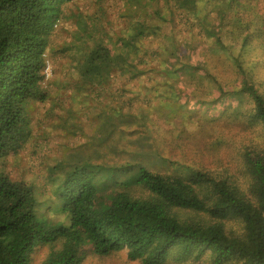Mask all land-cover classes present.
I'll list each match as a JSON object with an SVG mask.
<instances>
[{
    "label": "trees",
    "instance_id": "1",
    "mask_svg": "<svg viewBox=\"0 0 264 264\" xmlns=\"http://www.w3.org/2000/svg\"><path fill=\"white\" fill-rule=\"evenodd\" d=\"M71 1L0 0V157L22 149L18 127L27 118L24 105L30 100L44 102L47 98L40 86L44 81L49 34L60 18L62 6ZM151 1L158 5L161 0ZM195 1L190 0L191 5ZM176 4L182 9L178 0ZM168 9L165 14L157 7L153 13L161 25L151 27L141 21L135 33L121 39L113 51L96 44L83 62L88 81L98 84V89H104L108 83L111 87L107 89L111 90L106 98L115 105L120 101L123 110L125 103H132L133 99L126 98L127 92L121 85L112 86L120 75L134 84L143 82L146 76L151 82L141 87L145 91L155 89L157 83L171 92L167 85L172 78L174 89L192 88L196 96L188 94L179 99L183 108L191 110L189 105L194 103L205 108L215 104L204 121L219 120L233 98H238L239 106L232 107L227 116L264 130V81L257 77L254 67L241 59L246 37L237 50L222 49L227 56L221 63L215 64L213 54L217 49L209 44L199 61L191 57L184 60L199 47L190 43L184 51L173 30L164 29L174 20L173 8ZM160 28L157 36L168 31L163 37L166 48L145 49L134 44V37L140 41ZM167 59L171 60L168 66ZM203 83L213 91L206 100L199 95L205 89ZM190 119L185 114L175 126L184 129ZM142 120L145 121L144 115ZM131 123L129 119L127 124ZM113 129L112 137L118 127ZM144 142L149 145L147 139ZM118 146L112 141L111 151L127 155ZM257 152L263 162L246 166L248 180L242 185L229 176L175 163L159 152L154 153L151 147L145 150L141 146V152L131 155L135 163L113 168L124 180L111 178L109 185L120 187L110 204L101 209L96 208L101 167L95 166L93 171L76 167L59 186V211L60 215H68L66 223L44 219L34 189L0 174V264H32L37 247L54 249L58 244L60 249L52 250L41 264H79V251L87 242L99 257L126 249L128 259L140 264H167L170 260L264 264V148L253 150L256 155ZM171 165L167 171L166 167ZM133 187L140 188L145 195L133 196L129 191Z\"/></svg>",
    "mask_w": 264,
    "mask_h": 264
},
{
    "label": "rangeland",
    "instance_id": "2",
    "mask_svg": "<svg viewBox=\"0 0 264 264\" xmlns=\"http://www.w3.org/2000/svg\"><path fill=\"white\" fill-rule=\"evenodd\" d=\"M180 1L178 5L182 9L178 8L176 0H161L158 5L151 0H72L62 6L60 18L49 34L45 54L52 74L40 87L47 98L44 102L30 100L24 105L27 118L18 127L22 134V149L17 153L6 152L0 157V174L34 189L38 210L44 219L68 222V215H60L59 186L76 167L89 171L95 170V166L101 167L96 208L108 206L120 187L109 185L111 178L115 176L118 182L124 180L114 169L135 163L131 155L141 152V146L145 150L151 147L154 153L159 152L175 163L221 177L229 176L242 185L248 180L246 166L263 162V157L253 150L264 148V130L259 126L248 127L244 121L227 116L239 106L238 98H233L219 120L206 122L204 118L214 111L215 104L205 108L194 103L195 106L189 105L191 110L179 104V99L188 94L196 97L192 88L189 91L174 89L171 78L167 85L171 92L163 90L157 83L155 89L145 91L141 87L151 82L146 76L143 82L134 84L128 77L120 75L117 84L114 82L112 86L121 85L127 92L126 98L133 99L121 110L120 101L115 105L106 98L105 94L111 90L107 89L111 87L108 83L104 89H98V84L94 85L84 75V59L96 44L113 51L121 39L135 33L141 21L151 27L161 25L153 13L159 7L167 14L170 6L174 20L164 29L173 30L184 51L190 43L199 47L184 60L191 57V60L199 61L209 44L212 49H217L213 54L215 64L221 63L227 56L222 49L237 50L246 37L241 59L245 65L254 67L257 77L264 81V0H197L193 7L190 0ZM160 32L161 28L140 41L134 37V44L145 49L166 48L163 37L168 31L160 35L162 37L157 36ZM166 61L168 66L171 60ZM203 86L205 89L199 95L206 100L213 91L206 83ZM248 107L251 108V104ZM185 114L191 116L190 124L184 129L175 126ZM129 119L131 124H127ZM200 120L203 122L197 124ZM114 127L118 129L112 137ZM146 139L149 145L145 144ZM112 141L117 146L119 143L127 155L112 152ZM120 146L117 148L123 150ZM171 168L172 165L166 170ZM129 191L135 197L145 195L137 187ZM231 224L237 227L235 223ZM60 246L58 244L54 249L37 247L32 264H41ZM79 258V264H140L128 259L126 249L99 257L88 242L81 247ZM167 264L206 263L202 260L184 263L170 260Z\"/></svg>",
    "mask_w": 264,
    "mask_h": 264
},
{
    "label": "built area",
    "instance_id": "3",
    "mask_svg": "<svg viewBox=\"0 0 264 264\" xmlns=\"http://www.w3.org/2000/svg\"><path fill=\"white\" fill-rule=\"evenodd\" d=\"M43 74H44L46 80H48L52 74V73H50V66L47 63H46L45 69L43 70Z\"/></svg>",
    "mask_w": 264,
    "mask_h": 264
},
{
    "label": "clouds",
    "instance_id": "4",
    "mask_svg": "<svg viewBox=\"0 0 264 264\" xmlns=\"http://www.w3.org/2000/svg\"><path fill=\"white\" fill-rule=\"evenodd\" d=\"M45 58V57H44ZM46 60H45V66H46ZM48 64V63H47ZM45 69V68H44ZM43 74V73H42ZM49 80V79H48ZM48 80H46V78H45V76H44V81L46 82V81H48Z\"/></svg>",
    "mask_w": 264,
    "mask_h": 264
}]
</instances>
